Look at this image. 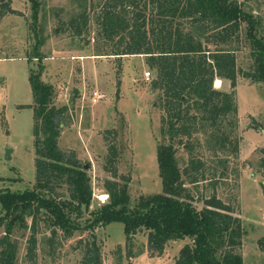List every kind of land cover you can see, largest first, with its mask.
<instances>
[{"label":"rangeland","instance_id":"374dc122","mask_svg":"<svg viewBox=\"0 0 264 264\" xmlns=\"http://www.w3.org/2000/svg\"><path fill=\"white\" fill-rule=\"evenodd\" d=\"M105 1L39 0L35 27L32 1L10 0L16 12L0 18V191H23L36 183L35 98L29 77L32 68L39 70L37 54L44 57L41 79L55 88L53 103L68 106L59 146L74 153L92 178L93 202L83 225L108 201L104 182L114 177L107 164L117 169L120 181L129 178L132 206L143 196L162 193L157 151L160 143H169L168 135L162 133V118L167 116L162 91L153 87L157 73L147 64L146 55L112 54L121 37L107 39L97 20ZM238 1L261 19L264 35V0ZM38 39L43 44L36 49ZM233 45L239 48V68L250 70L254 60L245 35ZM219 80L215 88L232 89L229 80ZM235 90L237 117L223 121L227 144L220 148L211 129L198 131L191 138L192 151L176 144L177 157L183 173L192 155L205 162L199 181L191 182L183 175L195 206L203 208L213 194L231 205L246 232L239 249L245 264H264L260 245L264 239V83L239 73ZM69 192L67 185L60 189L63 196ZM3 233L0 229V236ZM51 234L40 222L37 264H83L85 247L93 240L101 248L102 264H176L181 249L193 242L189 237L170 240L161 251L150 240V230L142 229L127 244L122 222L77 232L68 239L59 231L55 243L45 240ZM30 235V228L21 227L13 234L18 242L17 264H33L27 255Z\"/></svg>","mask_w":264,"mask_h":264},{"label":"trees","instance_id":"16d2710c","mask_svg":"<svg viewBox=\"0 0 264 264\" xmlns=\"http://www.w3.org/2000/svg\"><path fill=\"white\" fill-rule=\"evenodd\" d=\"M31 1L36 27L40 2ZM15 12L10 0L0 2V18ZM97 20L107 39L121 37L118 50L112 54L146 55L147 64L157 73L153 87L162 91V106L167 112L162 118V133L169 137V143H160L157 151L163 192L143 196L132 206L129 178L120 181L117 169L107 164L106 170L114 177L104 182L108 201L82 224L93 202L92 178L74 153L70 155L59 146L68 106L53 103L55 88L41 79L44 57L36 54L39 70L32 68L29 77L35 98L36 183L23 191H0V229L4 230L0 264L18 263V242L13 239L17 227L31 229L27 255L37 264L42 221L52 230L51 236L45 237L50 243L56 242L59 231L68 239L77 232L122 222L127 244L142 229L150 230V240L161 251L170 240L191 238L192 244L181 249L176 264H245L239 250L246 233L243 221L216 194L205 200L203 208L195 206L183 175L187 174L191 182L199 181L205 162L192 155L183 173L176 144L192 151L193 134L209 129L220 148L227 144L223 121L228 116L237 117L235 87L239 73L264 83L261 19L238 0H106ZM243 34L251 44L254 63L250 70L239 68V48L233 45ZM42 44L38 39L36 49ZM216 79L229 80L232 89L215 88ZM64 185L70 190L67 196L60 193ZM260 245L264 249V239ZM85 248L83 264H102L96 240Z\"/></svg>","mask_w":264,"mask_h":264},{"label":"built area","instance_id":"2783aa9c","mask_svg":"<svg viewBox=\"0 0 264 264\" xmlns=\"http://www.w3.org/2000/svg\"><path fill=\"white\" fill-rule=\"evenodd\" d=\"M150 75H151V72L150 71H147L146 72L147 78H150ZM99 97H103V95H99ZM153 264H159V263L158 262H154Z\"/></svg>","mask_w":264,"mask_h":264},{"label":"water","instance_id":"95a60500","mask_svg":"<svg viewBox=\"0 0 264 264\" xmlns=\"http://www.w3.org/2000/svg\"><path fill=\"white\" fill-rule=\"evenodd\" d=\"M1 1H3V0H1ZM10 150H8V152H9ZM9 158H10V154H9ZM264 186V185H263ZM80 241H82V240H80Z\"/></svg>","mask_w":264,"mask_h":264},{"label":"bare ground","instance_id":"6f19581e","mask_svg":"<svg viewBox=\"0 0 264 264\" xmlns=\"http://www.w3.org/2000/svg\"><path fill=\"white\" fill-rule=\"evenodd\" d=\"M221 80L218 79V82L220 83ZM218 85V84H217Z\"/></svg>","mask_w":264,"mask_h":264}]
</instances>
